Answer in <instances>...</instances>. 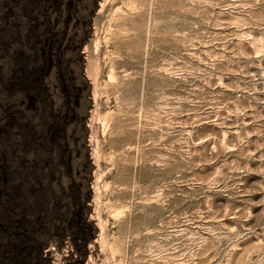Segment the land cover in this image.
I'll return each mask as SVG.
<instances>
[{
	"label": "rangeland",
	"instance_id": "obj_1",
	"mask_svg": "<svg viewBox=\"0 0 264 264\" xmlns=\"http://www.w3.org/2000/svg\"><path fill=\"white\" fill-rule=\"evenodd\" d=\"M0 264H264V0H0Z\"/></svg>",
	"mask_w": 264,
	"mask_h": 264
}]
</instances>
